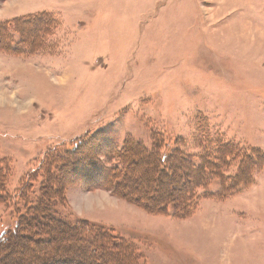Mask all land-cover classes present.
I'll use <instances>...</instances> for the list:
<instances>
[{
  "label": "rangeland",
  "instance_id": "374dc122",
  "mask_svg": "<svg viewBox=\"0 0 264 264\" xmlns=\"http://www.w3.org/2000/svg\"><path fill=\"white\" fill-rule=\"evenodd\" d=\"M35 16L38 33L14 21ZM0 23L12 37L0 49V242L42 200L58 154L95 137L115 166L112 147L157 140L187 169L189 213L147 212L70 173L49 209L126 238L137 264H264V0H0ZM32 225L22 231L47 232Z\"/></svg>",
  "mask_w": 264,
  "mask_h": 264
},
{
  "label": "trees",
  "instance_id": "16d2710c",
  "mask_svg": "<svg viewBox=\"0 0 264 264\" xmlns=\"http://www.w3.org/2000/svg\"><path fill=\"white\" fill-rule=\"evenodd\" d=\"M37 18L43 20L35 16L25 20L17 18L14 21L34 23L30 31L38 33L42 28V21ZM8 24L0 23V49L2 50H9L8 48L11 47L9 46L11 43L8 42L12 39ZM102 146H99L95 137L81 140L74 147L61 155L58 154V157L56 155L57 158L50 161L51 167L60 165L57 168L58 175L55 177L49 174L46 185L42 188L40 203L31 209L30 214H25L17 228L0 242V264H13L11 260L13 261L14 257L20 259L16 254L19 248L25 256L21 261L18 259L19 264H69L71 262L137 264L134 245L126 238L110 230L88 226L86 222L82 223L84 227L80 228L79 225H72L52 213L51 208L49 209L50 203L63 200L61 192L71 182L62 181L65 180V173H70L71 176L66 178L72 181L84 179L85 183L93 185V188L103 187L114 190L120 197L137 203L150 213H166L170 206L180 214L189 213L192 208L190 203L195 194L190 191L191 184L186 176L187 169L181 167L175 151L170 155H160L158 153L161 149L160 141L156 140L153 150L149 151L139 142L127 139L121 149L112 147L111 152L106 154L108 158L118 162L115 166H107L101 162L100 150L104 147ZM219 154L222 156L226 154L225 149L219 151ZM142 164L144 167L139 172V166ZM182 168L185 171H181ZM151 181L156 182V190L152 191L150 188ZM58 186L61 191L57 189ZM4 194H6V174L0 165V202L5 201ZM41 220L46 221V224L41 226ZM29 225L47 229L44 233L46 237H41L36 232L34 236L37 237H31L32 230H29V234L23 232L24 226ZM29 245L36 250V253L32 252L33 255L24 252ZM67 254L72 261L65 256Z\"/></svg>",
  "mask_w": 264,
  "mask_h": 264
}]
</instances>
